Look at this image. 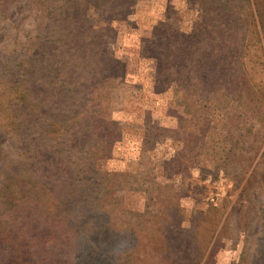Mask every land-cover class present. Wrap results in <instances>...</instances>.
I'll use <instances>...</instances> for the list:
<instances>
[{"label":"rangeland","instance_id":"1","mask_svg":"<svg viewBox=\"0 0 264 264\" xmlns=\"http://www.w3.org/2000/svg\"><path fill=\"white\" fill-rule=\"evenodd\" d=\"M212 1L0 0V264H264V32Z\"/></svg>","mask_w":264,"mask_h":264},{"label":"trees","instance_id":"2","mask_svg":"<svg viewBox=\"0 0 264 264\" xmlns=\"http://www.w3.org/2000/svg\"><path fill=\"white\" fill-rule=\"evenodd\" d=\"M90 2V1H89ZM98 3H101V0H98ZM254 3V2H253ZM255 7H252L251 4L248 3V0H214L212 1V8H210V10H212L214 7L220 11V9L224 10L227 9L229 7H232V9H229V12H231L230 17L235 18V21H237L239 19V21L243 22L244 24H246L249 27V30L247 31V34L249 35H255V36H259L258 33H261V29H263L264 32V0H256L255 1ZM221 13H223V11H220ZM242 12H244V17L242 15ZM258 21V24H257ZM260 37V36H259ZM1 141H0V158L2 155V148H1ZM77 154H80L81 156H84V154H81V152L79 151ZM98 153H96L95 157H97ZM80 156V157H81ZM85 158V157H82ZM91 160V156H89L86 160L85 163H83L84 166H89V168L92 170V166L89 163ZM83 166V167H84ZM86 169L83 168V171H85ZM97 199V198H96ZM100 202V200H98ZM105 205H102L101 208L104 209ZM106 207V206H105ZM53 216V215H52ZM51 216V214H45V219L51 220L53 221V217ZM103 217V215L101 216ZM16 218V217H15ZM59 221L58 225H62L63 229L65 227V233H62V239H63V246H67L70 247L72 245H74L75 243L78 244V241H85L86 244H95V242H92L90 237H89V233L88 232H93V225H92V220L87 221V219L85 217H83L84 221L81 220L79 221L78 217L76 218L75 221H77V224H74V221L72 223H69L67 221V219L65 217H63L62 215H58ZM34 222V220H32ZM92 225V226H91ZM70 228V229H69ZM98 228V227H95ZM31 233V232H30ZM34 234V233H33ZM46 234V241H49L51 239V235L49 234V232L47 231ZM105 235V234H104ZM101 237V240L104 239L105 236ZM10 242L11 241H15L16 243H19L20 241H18L16 239V237L13 234V231H10ZM35 239L34 235L31 237H29V241L33 242ZM100 240V241H101ZM100 241H98L96 243V251L93 250V252L89 251L88 248L85 249L84 247H81V253L79 255H77L76 257V261L73 264H100L102 262V259L104 258L102 255L101 250H99V243ZM27 242V247L25 246V248L28 249H39V251L41 250V248H39L36 245H33ZM44 242V243H45ZM60 244H62V241H57ZM90 249V248H89ZM39 254L40 252H33L31 251L30 253H27V264H45L47 262V264H52V260H49L46 258V261L43 263L41 262V260H39ZM22 257H18L17 258V262L22 263L21 262ZM20 260V261H18ZM59 264H70V263H66V262H62L59 261L57 262Z\"/></svg>","mask_w":264,"mask_h":264}]
</instances>
